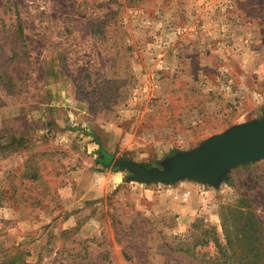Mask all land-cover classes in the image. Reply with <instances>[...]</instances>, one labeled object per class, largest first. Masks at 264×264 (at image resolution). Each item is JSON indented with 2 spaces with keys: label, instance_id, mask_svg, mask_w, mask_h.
I'll return each mask as SVG.
<instances>
[{
  "label": "rangeland",
  "instance_id": "1",
  "mask_svg": "<svg viewBox=\"0 0 264 264\" xmlns=\"http://www.w3.org/2000/svg\"><path fill=\"white\" fill-rule=\"evenodd\" d=\"M263 115L264 0H0V264H209L232 211L264 228V159L217 186L114 162Z\"/></svg>",
  "mask_w": 264,
  "mask_h": 264
},
{
  "label": "water",
  "instance_id": "2",
  "mask_svg": "<svg viewBox=\"0 0 264 264\" xmlns=\"http://www.w3.org/2000/svg\"><path fill=\"white\" fill-rule=\"evenodd\" d=\"M260 159H264V115L212 136L191 151L177 152L161 168L131 160H117L114 168L128 169L133 173L130 178L138 182L173 184L196 179L217 186L232 167Z\"/></svg>",
  "mask_w": 264,
  "mask_h": 264
},
{
  "label": "trees",
  "instance_id": "3",
  "mask_svg": "<svg viewBox=\"0 0 264 264\" xmlns=\"http://www.w3.org/2000/svg\"><path fill=\"white\" fill-rule=\"evenodd\" d=\"M17 32L20 35L21 42H24L25 35L22 24L18 26ZM146 167L149 168L148 165ZM235 211L246 216V222L242 225L243 227L238 228L240 237L238 236L236 239L235 235L229 234L227 225H223L225 232L224 244L219 241L216 235L210 236L209 234L205 242H202V244L214 243L217 248L218 256L213 258L209 264H264V254L260 251L261 248H264V245H261V242H264V235H262L264 228L261 226L257 216L252 215V213L243 212L240 208L232 212ZM247 233L251 235L247 236ZM242 243H245L246 246L244 247L246 249L244 252H238V249L243 246Z\"/></svg>",
  "mask_w": 264,
  "mask_h": 264
}]
</instances>
